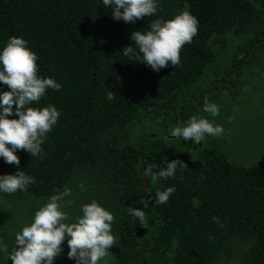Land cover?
Instances as JSON below:
<instances>
[{
  "label": "trees",
  "instance_id": "1",
  "mask_svg": "<svg viewBox=\"0 0 264 264\" xmlns=\"http://www.w3.org/2000/svg\"><path fill=\"white\" fill-rule=\"evenodd\" d=\"M185 3L199 25L179 65L157 72L123 55L133 31L171 19ZM12 36L28 42L38 74L61 88L34 105L60 112L43 158L22 149L18 166L0 158V174L19 167L35 180L0 193L9 252L37 208L68 187L73 217L92 200L112 212L107 264H264V0H159L156 15L134 24L114 20L101 0H0V48ZM205 99L219 116L203 111ZM197 114L224 133L195 143L171 135ZM173 159L187 168L172 178L140 174ZM172 185L168 202L154 203ZM142 201L146 226L127 212ZM62 248L53 264H75L67 240ZM0 264L12 261L0 253Z\"/></svg>",
  "mask_w": 264,
  "mask_h": 264
},
{
  "label": "clouds",
  "instance_id": "2",
  "mask_svg": "<svg viewBox=\"0 0 264 264\" xmlns=\"http://www.w3.org/2000/svg\"><path fill=\"white\" fill-rule=\"evenodd\" d=\"M106 9H111L114 20L135 23L138 19L154 16L158 12L159 0H101ZM190 5L171 19L157 18L150 22L145 31H133V43L124 47L123 55L130 61L141 62L153 71H160L169 64L180 63V50L190 44L198 33V18L189 10ZM38 57L28 47L22 37H9L0 48V83L8 90L0 91V158L6 163L19 165L18 149L25 150L32 157L43 158L42 144L47 134L56 125L59 110L52 104L36 107L48 89L59 91L61 84L54 78L38 74ZM203 111L211 117L220 115L219 106L205 99ZM14 118H10L13 117ZM224 133L220 124L199 114L191 116L183 126L171 129V135L185 141L191 139L202 142L206 136L219 137ZM141 167V162H140ZM187 165L179 159L166 161V166L149 165L144 175L154 181L174 177ZM159 169L158 171H154ZM35 183L34 177L17 167L14 174H0V193L13 194L26 190ZM146 186V180L144 181ZM83 184L80 188L83 189ZM176 191L168 186L155 193L154 203L165 204ZM71 189L50 195L46 202L37 208L31 221L15 234V247L9 252L7 245L0 240V253L7 256L12 264H53L63 251L62 242L67 240L69 259L75 264H107L109 248L116 243L112 233L114 216L98 201L80 205L79 214L72 216L66 209L72 206ZM144 208L129 207L128 214L147 225Z\"/></svg>",
  "mask_w": 264,
  "mask_h": 264
},
{
  "label": "rangeland",
  "instance_id": "3",
  "mask_svg": "<svg viewBox=\"0 0 264 264\" xmlns=\"http://www.w3.org/2000/svg\"><path fill=\"white\" fill-rule=\"evenodd\" d=\"M233 155H234L235 157L237 156V153H236V151H234V152H233Z\"/></svg>",
  "mask_w": 264,
  "mask_h": 264
},
{
  "label": "water",
  "instance_id": "4",
  "mask_svg": "<svg viewBox=\"0 0 264 264\" xmlns=\"http://www.w3.org/2000/svg\"><path fill=\"white\" fill-rule=\"evenodd\" d=\"M139 168H140V165H139ZM144 173V172H143ZM143 173H141V174H143Z\"/></svg>",
  "mask_w": 264,
  "mask_h": 264
}]
</instances>
